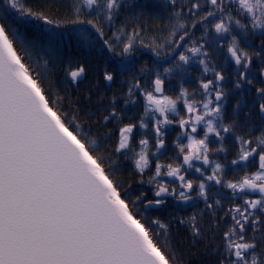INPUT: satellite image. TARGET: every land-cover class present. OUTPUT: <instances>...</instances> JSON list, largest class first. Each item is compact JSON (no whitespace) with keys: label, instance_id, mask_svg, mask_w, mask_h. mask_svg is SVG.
Returning <instances> with one entry per match:
<instances>
[{"label":"snow or ice","instance_id":"snow-or-ice-1","mask_svg":"<svg viewBox=\"0 0 264 264\" xmlns=\"http://www.w3.org/2000/svg\"><path fill=\"white\" fill-rule=\"evenodd\" d=\"M81 2L95 14L93 19L82 18L88 13L76 3L57 20L45 12L26 8L20 0H0V264H173L176 257L168 239L171 222L147 219L143 211L165 205L167 197L177 196V189L170 188L164 176L179 181L178 199L187 202L192 199L188 193L196 190L209 209L214 205L208 203L209 184L206 181L230 189V199L259 193L258 198H244L242 205L225 213L231 216V224L221 236L223 253L219 264H264V219H261L264 216V129L255 139L251 138L252 129L234 137L238 151L230 161V171L233 174L244 172V175L235 181L227 180V165L211 160L209 156L212 142L209 134L219 138L220 147L216 152L225 153L226 159L228 150L224 147L221 131L233 133L240 126L235 120L231 125L222 124L226 98L221 85L224 76L214 72L212 79H201L199 89L191 97L183 87L175 99L165 94V78L177 70L185 72L184 65L194 58L202 57L199 62L204 65L205 73L212 70L205 44L212 47L220 41L215 38L204 43L193 41L186 49L191 55L181 53L179 62L165 68L163 73L155 72V78L147 81L143 77L152 69L142 66L134 71L131 60L105 67L103 80L109 83L122 73L131 75L133 82L128 88L126 104L135 103L132 98L138 92L145 101V116L159 113L163 117L155 121L156 151L151 153L152 156L158 158L163 154L161 149L166 148L161 126L172 123L168 113L179 115L177 101H183L187 113L186 118L179 120V126L186 130L181 136H185L188 143H181L180 137L175 142L177 159L182 156V164L173 167L155 163L154 173L147 180L149 185L155 186L152 198L143 191L137 195L132 184L116 179L122 172L121 159H131L135 173L141 176L149 169V141H139V152L131 144L137 125L128 123L120 127L118 142L111 152H104L112 134L98 133L97 138H88L91 129L85 132L83 125L77 122V115L63 109L64 98L54 96L51 85L43 86L42 74L32 69L26 63V57L14 46L17 40L22 49L24 45L18 32L19 24L12 27L6 22V9L10 8L21 17H33L56 28L87 24L103 36L101 14L103 21L110 24L123 6L121 0ZM166 3L175 6L177 0H166ZM207 3L211 10L199 20H195L196 13L192 10L200 9V4L189 8L194 20L191 27L203 25L207 36L211 25L220 37L231 36L227 51L235 64L244 69L238 73L233 90H243L245 85L255 87L258 116L264 123V86L256 87V79L248 75L254 58L264 65V0H207ZM180 28L183 34L178 40L175 39L177 32L173 31L164 44L154 45L141 40L143 28L140 31L133 28L127 40L120 41L123 47L119 54L130 57L137 50V41L144 47H151L157 57L162 47H172L175 51L183 46L180 42L186 37L192 39L185 25L181 24ZM236 28L240 29L239 33H235ZM77 31L80 36L87 32L86 29ZM240 35L259 39L253 55L240 47ZM104 44L108 45L109 51H116L109 40ZM86 71L84 64L69 65L65 69L74 83ZM259 74L264 77V67L260 68ZM259 83L264 84V80ZM196 95L202 98L197 100ZM109 107L111 111L103 116L104 122L122 118L123 111H117L115 97ZM240 108L241 101L238 100L234 111ZM244 122L251 123V120L246 116ZM201 124L205 130L203 138L198 139ZM106 126V123L101 125ZM139 127H148L144 117H141ZM193 160L211 166V175H206L201 167L195 168L203 178L195 189L193 181L182 174L193 167ZM251 168L254 170L246 171ZM136 183L144 184L145 181L140 179ZM219 204L220 200H216L215 205ZM177 222L188 226L193 245L202 240V229L195 215ZM249 228L252 236L248 235ZM257 236H260L259 240Z\"/></svg>","mask_w":264,"mask_h":264},{"label":"trees","instance_id":"trees-1","mask_svg":"<svg viewBox=\"0 0 264 264\" xmlns=\"http://www.w3.org/2000/svg\"><path fill=\"white\" fill-rule=\"evenodd\" d=\"M28 2V8L35 12H45L57 20L70 10L63 4L62 0H28ZM16 13L18 12L10 8L6 9V22L12 27H17L19 24L18 32L24 40L23 49L20 47L19 40L14 43V46L17 47L21 55L26 57V63L42 74L43 86L47 88L51 85L54 96L64 98L63 109L77 115V122L83 125L85 132H89L91 129L89 139L97 138L98 133H111V141L103 149L104 152H111L118 142L119 128L125 124L134 123L137 127L133 131L131 144L135 151L139 152L141 139L149 141L150 166L149 169L145 170L143 176L135 173L131 159H121L122 172L117 174L116 179L132 184L137 195L143 191L147 193L148 198H152L155 186L149 185L147 180L154 173L155 163L167 165L170 162L168 135L163 137L166 142V148L161 150L163 154L159 155L158 158L152 156L151 153L156 151V119L151 113L145 116L144 98H141L137 92L133 96L135 98H132L135 99V103L126 104L128 91L126 92L118 86L111 88L103 80L105 69L103 52L107 50V45L104 44V35L101 36L97 32L94 34L92 27L87 24L56 28L54 25L44 24L41 20L33 17L32 19H28L27 16L21 18L15 15ZM82 18L89 19L90 17L84 16ZM102 27L105 34L103 21ZM79 29H86V34L80 36L77 31ZM239 32L240 29L236 28L235 33ZM238 39L241 42L240 47L248 50L251 54L254 53L256 44L259 43V39L252 36L245 38L240 35ZM46 61L47 63H45ZM77 64H84L87 71L84 80H77L74 83L67 76L65 69L69 65L75 67ZM180 75L181 80L186 82L187 80L183 79L184 76L179 71H177L178 81H180ZM114 97L117 100V111L122 110L123 116L119 120L112 119L110 122H104L103 116L111 111L109 104ZM141 117H144L145 123L148 125L147 128L139 127ZM105 123L107 126L101 127ZM131 155L132 153H129V156ZM165 170L167 169L165 168ZM140 179H143L145 183H136ZM231 196V191L227 192L226 190L222 194L211 196L208 201L209 204L214 205L211 209L206 208L203 199L182 207L171 205L170 199H167V203L160 210H157L155 206L143 210L147 219L158 218L163 223L171 222V232L168 239L171 241L170 247L176 257L173 264H219L220 259H222L221 253H223L221 236L231 224V216H226L225 213L236 205H242L239 196L230 199ZM216 200H220L219 205H215ZM193 215L197 217L203 234L202 240L195 245L191 242L192 235L188 226L177 222L180 219L188 220ZM261 219H264V216ZM248 235H253L251 228L248 229ZM257 239L259 240L260 236H257ZM217 246H220L219 251H217Z\"/></svg>","mask_w":264,"mask_h":264},{"label":"flooded vegetation","instance_id":"flooded-vegetation-1","mask_svg":"<svg viewBox=\"0 0 264 264\" xmlns=\"http://www.w3.org/2000/svg\"><path fill=\"white\" fill-rule=\"evenodd\" d=\"M26 8L29 7L28 0H20ZM63 4L69 9L71 6L76 3L79 4L84 11L88 13L86 16H89V19H93L95 14L91 13L84 5L81 0H62ZM122 7L116 12L113 21L109 24L107 21H103L101 14V21L105 23L106 33L103 36L104 40H109L112 43V46L116 49L115 52L108 50L104 51L105 55V67H114L118 62L124 60L128 62L131 60L133 62L134 71H138L140 67L147 66L152 69V72L143 77L144 81L149 79H154L155 72H162L165 68L171 67L172 65L179 62L178 58L181 53L186 55H191L186 51L188 47H191L193 41H198L199 43H204L205 40L211 41L213 38L220 41L219 45H213L209 47L208 44H205V50L210 53L208 64L210 70L209 72H204V65L200 64V59L202 57L194 58L189 64L184 65L185 72L183 74V79L187 80L183 82L181 75L179 76L180 81L177 79V70L171 74V77L165 78V94L171 96L175 99L181 91V87L188 90L190 97L195 95L200 86L201 79H212L214 72H219L224 76V80L221 81L224 92L226 93V98L223 103V116L224 119L222 124L227 126L231 125L233 121H239L240 126L233 133H224L221 131V135L224 136V147L228 150L227 157L225 159V153L216 152V149L220 147L219 138L215 134H209V140L212 141L209 144L210 147V159L221 164H226L227 175L225 179L235 181L239 177L244 175V172H237L233 174L230 171L231 165L230 161L235 158V153L238 151V146L235 144L234 137L238 135H244L249 132V129H252L251 138L255 139L261 135V129H264V123L260 121L258 116V101H256L255 87H250L245 85L243 90L234 89V81L238 78V73L244 71V69L235 64V61L232 60L231 55L228 53L227 48L231 41V36L220 37L215 33V30L211 25L208 26V34L204 35L203 25H197L195 29L191 27L194 22L192 14L189 12V8L193 4L199 3L200 9H193L192 11L196 13L195 20H199L207 11L211 10V6L207 3V0H177L175 6L167 4L166 0H121ZM147 5V7H142ZM21 17L19 13H16ZM178 16V17H177ZM17 17V16H16ZM23 18V17H21ZM32 19V17H27ZM212 19L211 17L209 18ZM183 24L188 28L192 39L189 40L187 37L185 41L180 43L182 47L177 48L173 51L172 47H162L159 57L151 50V47L142 46L139 41H137V50L134 51L131 56L122 57L119 53L123 47L120 41H126L128 35H130L135 28L137 31L141 32V40L145 44L154 45V44H164L166 39H169V34L173 31L177 32L176 40L179 39V35L183 34V29L180 28V25ZM66 28V27H65ZM95 34L96 30L93 29ZM203 37V39H202ZM119 38V39H118ZM219 49V50H218ZM251 54L248 50H245ZM177 58V59H176ZM261 67H264L258 59H253L251 70L248 73L250 77H254L257 81L256 87L264 86V84L259 83V81L264 80V77H261L259 70ZM131 75L120 74L114 80V82H107L109 87L118 86L124 91H128L129 85L132 83ZM143 98L142 95H140ZM135 98V97H133ZM195 98L200 100L202 97L196 95ZM241 101V108L234 111L237 101ZM135 101V99H134ZM177 111L176 113H168V119L172 121L170 124L162 125V131L164 133L163 137L168 135L169 148H170V162L173 167L179 166L182 164V156L177 159L178 149L175 147V142L177 137H180V142L187 144L188 140L185 136H181V133L186 131L181 129L179 126V120L181 118H186V110L183 107V101H177ZM238 113V114H237ZM155 119H161L157 113L152 114ZM246 116L251 120V123H245ZM219 127V123L217 125ZM190 130V129H189ZM204 125L201 124L198 128L199 135L198 139L203 138L204 135ZM164 143L166 145L165 139ZM163 150V149H161ZM193 167L188 169L187 172H182L187 179H190L195 185H197L201 179L200 173L195 171V168L201 167L205 170L206 175H211V166H205L202 164V161L193 160ZM187 168V165L183 166ZM254 168L247 169L246 171H253ZM167 170H165L166 172ZM164 181L168 183L169 187H175L177 189L176 197H167L170 199L169 203L173 206L182 207L188 206L190 203L195 201H200L203 198L199 197L196 190L188 193L192 197L187 202H183L178 199V193L181 190L179 188V181L176 178L172 177H163ZM209 184V189L207 190L208 196H215L224 193L226 190L230 192V189H225L220 185H215L212 182H207ZM259 193H250L247 197H241L240 201L243 204V199H256L258 198ZM162 206L156 207L157 210H160ZM259 214V213H258ZM262 218V217H261Z\"/></svg>","mask_w":264,"mask_h":264},{"label":"water","instance_id":"water-1","mask_svg":"<svg viewBox=\"0 0 264 264\" xmlns=\"http://www.w3.org/2000/svg\"><path fill=\"white\" fill-rule=\"evenodd\" d=\"M233 60V59H232ZM234 61V60H233ZM85 76H86V73H85V75L83 76V77H81L80 79H78V80H83V79H85ZM157 115L159 116V117H161L160 115H159V113H157ZM162 119H163V117H161Z\"/></svg>","mask_w":264,"mask_h":264},{"label":"bare ground","instance_id":"bare-ground-1","mask_svg":"<svg viewBox=\"0 0 264 264\" xmlns=\"http://www.w3.org/2000/svg\"><path fill=\"white\" fill-rule=\"evenodd\" d=\"M43 22V21H42ZM44 23V22H43ZM45 24V23H44Z\"/></svg>","mask_w":264,"mask_h":264}]
</instances>
